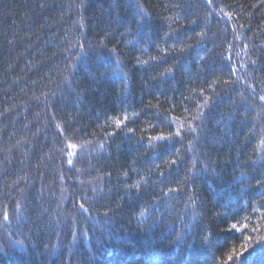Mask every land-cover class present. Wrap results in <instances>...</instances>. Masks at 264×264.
Wrapping results in <instances>:
<instances>
[{"label": "trees", "instance_id": "1", "mask_svg": "<svg viewBox=\"0 0 264 264\" xmlns=\"http://www.w3.org/2000/svg\"><path fill=\"white\" fill-rule=\"evenodd\" d=\"M262 94L264 0H0V264H264Z\"/></svg>", "mask_w": 264, "mask_h": 264}, {"label": "snow or ice", "instance_id": "2", "mask_svg": "<svg viewBox=\"0 0 264 264\" xmlns=\"http://www.w3.org/2000/svg\"><path fill=\"white\" fill-rule=\"evenodd\" d=\"M207 3H208V5H209V7H211V6H212V3H213V0H207ZM141 11L143 12V9H141ZM221 11H223V9H221ZM225 15L230 16L231 14H230V13H225ZM137 23L139 24L140 21H137ZM182 50H183V49H181V51H182ZM201 59H203V57H201ZM253 63H255V62L253 61ZM241 67H244V65H241ZM169 71H170V70H169ZM235 71H236V70L233 69V74L235 73ZM259 99H260L261 102H264V94L260 95ZM200 114H202V113H200ZM200 114H198V115H200ZM196 118H197V117H193V119H196ZM120 123H121V121H117V127L120 126ZM188 127H189V129H190L191 131H193V132L196 131V129L193 128V127L191 126L190 123H189ZM129 131H131V129H129ZM175 135H176V136H180V135H181L180 131H177V132L175 133ZM150 139H151V138H150ZM156 139H158V140L171 139V134H170L168 137H165V136H159V137H156ZM70 147L75 148L76 145H70ZM101 147H103V146L101 145ZM68 163H69V165H71V164H72V160H69ZM173 163H175V161H173ZM133 187H137V188H138V185H133ZM170 191H176V189H170ZM165 195H167V193H165ZM80 207H81V209H83L84 211H88V209H86V208L84 207L83 204H81ZM3 220H4V221H8V220H9V215H8V212H7V211H5V212L3 213ZM232 227H233V228H236V225H233ZM237 230H238V229H237ZM177 239H179V237H177ZM257 242H258L260 245H264V237H260V238H258V241H257ZM17 243H19V242H17ZM244 251H247V247L244 248ZM241 255H242V254H241ZM228 259L231 260V259H232V256H229ZM237 259H240V257H237ZM241 264H243V261H241Z\"/></svg>", "mask_w": 264, "mask_h": 264}]
</instances>
